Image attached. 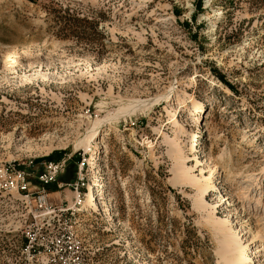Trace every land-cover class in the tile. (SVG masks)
I'll use <instances>...</instances> for the list:
<instances>
[{"label":"rangeland","instance_id":"374dc122","mask_svg":"<svg viewBox=\"0 0 264 264\" xmlns=\"http://www.w3.org/2000/svg\"><path fill=\"white\" fill-rule=\"evenodd\" d=\"M186 94L203 113L175 105ZM203 156L218 167L222 190L207 196L216 220L232 212L259 244L264 0H0V264H222L177 172ZM62 160L61 188L37 183ZM14 170L67 219L9 189ZM92 193L96 207L81 211Z\"/></svg>","mask_w":264,"mask_h":264},{"label":"bare ground","instance_id":"6f19581e","mask_svg":"<svg viewBox=\"0 0 264 264\" xmlns=\"http://www.w3.org/2000/svg\"><path fill=\"white\" fill-rule=\"evenodd\" d=\"M192 82L193 84H196V79H192ZM188 100H190L191 107H187V105L186 107L191 115H195L196 113H203L204 103L200 101L195 102L193 97L187 94L184 98H180L178 96L175 105H185L187 104ZM168 113L172 117L173 125L175 127H179L180 124L175 119L177 110L174 109H172L171 111L168 110ZM194 147L195 144L193 140L192 150L194 149ZM98 152L100 153L99 155H101L102 151L100 147H98L97 153ZM97 160L98 158L94 157L93 161L96 162ZM175 160L176 162L177 161L186 162L188 160V157L184 155V152L181 148H178L177 151L175 152ZM194 160L196 162L195 167H189L185 163V165L178 167L177 172L181 177L180 179H182L183 183L185 185L190 186L193 190H195L196 207H199L200 209H203L206 212V216L204 217V220L209 225H212L215 232H217L216 235L217 238L219 239V244L222 248V253H221L222 259L220 262L222 264H264V260H262L264 259V236L261 233L257 235L259 244H255L254 246H252L253 242L248 243L249 239L244 238V235L242 234L244 230H242V227L239 228L232 226L231 221L228 218L231 216L232 212H229L228 217H226L225 219L216 220L217 219L216 208L218 206L216 207L211 205L208 202L207 196L212 194L214 190L215 192L222 190V187L216 188L217 187L216 173L218 171V167L215 164H213L211 159H206L205 156H203L202 160H198V159H194ZM93 167L97 168V165L94 164ZM197 167H202V168L199 170V174L196 175L194 174V169ZM205 171H207V173L209 174L208 177H205ZM98 196L99 194L96 195L95 193L90 194L87 200H85V202L82 204V208H80V210L88 211L89 208L96 207L95 201ZM107 199L109 203L107 202L106 204L107 207L104 210V213L106 218H110L113 215V202L111 197H108ZM228 202H229V198L225 196H219L220 204L224 205V204H228ZM95 210L97 209L95 208Z\"/></svg>","mask_w":264,"mask_h":264},{"label":"built area","instance_id":"2783aa9c","mask_svg":"<svg viewBox=\"0 0 264 264\" xmlns=\"http://www.w3.org/2000/svg\"><path fill=\"white\" fill-rule=\"evenodd\" d=\"M66 163V160L45 163L43 171L35 176L37 183L42 186L55 184L58 186V188H61L62 185L59 184L58 179L60 174L65 171ZM14 172L15 178L11 179V183H7L9 189H12L16 193H18L24 199V201L27 202L30 206H33L35 210L44 212L47 215L54 214V217L52 218L53 221L55 218H57V222L60 223L61 221L67 219V213L69 212V210L59 208L58 214H55V208L53 209L52 204H50L49 195L44 189L37 190L35 189L36 187L32 186L30 181L31 177L29 174L24 171L17 170H14ZM74 189L75 191H78V185ZM81 247V243H78L76 244V246L73 245L69 249H75V254H77ZM60 248H62V246H60Z\"/></svg>","mask_w":264,"mask_h":264}]
</instances>
